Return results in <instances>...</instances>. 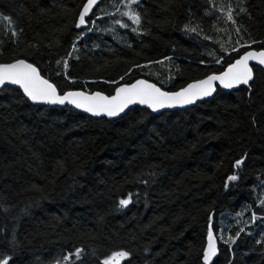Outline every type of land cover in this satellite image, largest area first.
I'll use <instances>...</instances> for the list:
<instances>
[{
    "label": "trees",
    "instance_id": "1",
    "mask_svg": "<svg viewBox=\"0 0 264 264\" xmlns=\"http://www.w3.org/2000/svg\"><path fill=\"white\" fill-rule=\"evenodd\" d=\"M85 1L0 0V64L24 59L60 93L110 95L139 78L177 91L224 70L249 49L240 47L246 41L264 42V0H244L245 13L240 0H140L132 6L139 26L117 12V5L128 11L120 0H101L79 30ZM229 5L235 25L225 15ZM63 58L67 70L56 63ZM253 71L251 93L247 86L217 90L184 110L133 107L117 120L35 106L3 88L0 259L101 264L124 250L131 255L121 264H204L211 225L217 251L209 264H264V72ZM129 195L132 203L120 209ZM230 236L235 242L226 243ZM76 248L84 249L80 260L63 261Z\"/></svg>",
    "mask_w": 264,
    "mask_h": 264
},
{
    "label": "snow or ice",
    "instance_id": "2",
    "mask_svg": "<svg viewBox=\"0 0 264 264\" xmlns=\"http://www.w3.org/2000/svg\"><path fill=\"white\" fill-rule=\"evenodd\" d=\"M100 2V0H87L84 3L83 8L79 12L78 22L75 27L80 28L82 25H85V18L92 12L93 8ZM120 3L124 5L128 11L120 12L119 5H117V12L121 16H127L134 25H141L142 17L140 14L133 8V5H139L140 0H120ZM244 0H240L239 13H245L247 9L243 7ZM234 9L231 5L228 6L227 12L225 13L227 20L231 21L233 25L236 24L234 19ZM239 13H236L237 15ZM3 20L8 21L11 25L12 21L7 16L2 17ZM117 24L122 28L129 27L128 24L122 23L117 20ZM197 26H191V24L185 25V30L188 32H197ZM137 28H132V31H137ZM246 31V29H245ZM235 32L238 35V39L235 42L237 45H240V40L243 39L242 36H239L241 32V26L235 27ZM11 35L16 37L18 33L12 31ZM81 36L83 33L80 34ZM80 37L78 36L77 39ZM207 38V37H205ZM264 43L255 40L246 41L240 47L250 48L252 44ZM32 48H36V45H30ZM221 49L227 52V49L224 47V44L221 43ZM76 43L73 42L72 51L68 53V57H72L73 53L76 51ZM239 49L235 46L232 47V51L236 52ZM222 59V58H221ZM249 61H255L257 64L264 66V48L259 51L249 50L243 53L235 63L230 64L226 71L220 75H209L206 79L200 80L194 84H189L186 88L182 89L179 92L167 93L161 91L160 88L156 87L155 84L148 83L145 80H137L135 83L130 85H123L116 88V94L114 96L108 97L101 95L100 93H95L91 96L86 95L83 92H67L63 95L57 93V88L54 84L50 83L47 79L41 77L37 68L33 64L28 63L24 59H16L12 63L0 64V89H2L7 84L18 85L22 90L24 95L34 103H48V104H64L65 101L68 103L75 104L77 108H83L84 111L90 112L94 116L107 115L109 117L117 116L119 113L123 112L129 105L140 103L146 104L153 111H156L160 108L173 107L176 104H189L196 99L203 97L211 96L215 91L213 87L214 81H219L220 84L227 89L235 88L239 85L248 86V91L251 93L252 87L250 82L254 80L253 68L249 66ZM217 63H220V59H217ZM58 65L62 64L63 68L67 70L69 68V61L67 58H63L56 62ZM157 63H163V61H157ZM136 67H141L137 65ZM143 67H147L144 65ZM132 70L129 69V73ZM128 73H125V76ZM125 77L121 76L120 80H123ZM112 83H118L113 81ZM244 163V158H241L235 162L234 167L239 168ZM151 176H155L156 173H150ZM238 179L237 175H231L228 177V181H235ZM148 183V181H144ZM227 183L225 187H227ZM130 203H132L131 195L127 198H122L118 202V207L120 209L126 208ZM264 204V201H261ZM256 217L253 215V220ZM244 229L241 228L240 232H243ZM240 232L236 233V236L239 237ZM235 242V238L229 237L227 242ZM216 244L213 236V231L211 225L208 230V244L204 249L203 260L204 264H209V261L213 256L216 255ZM84 253L83 248H76L73 253H69L63 256V261L70 262L73 257L76 260H80L81 256ZM128 251L120 250L111 253L108 257L101 261V264H121V261L127 260L130 257ZM0 264H9V258L5 257L0 259ZM59 264V262H58Z\"/></svg>",
    "mask_w": 264,
    "mask_h": 264
},
{
    "label": "water",
    "instance_id": "3",
    "mask_svg": "<svg viewBox=\"0 0 264 264\" xmlns=\"http://www.w3.org/2000/svg\"><path fill=\"white\" fill-rule=\"evenodd\" d=\"M100 1H101V0H100ZM86 2H87V0L85 1V3H86ZM99 3H100V2H99ZM99 3H98V4H99ZM98 4H97V5H98ZM83 5H84V4H83ZM97 5H96V6H97ZM96 6H95V7H96ZM95 7H94V8H95ZM82 8H83V6H82ZM82 8H81V9H82ZM94 8H93V9H94ZM92 11H93V10H92ZM91 13H92V12H90L89 15L85 18V21H86L85 25H82L80 28H77V27H76L77 29H79V30H83V29H86V28H87V25H88V24H87V19L90 17ZM78 17H79V15H78ZM77 22H78V18H77ZM249 50H256V51H259V50H261V49L257 50V49H254V48H249V49L245 50L244 52L249 51ZM244 52H243V53H244ZM243 53H241V54L239 55V57H237V58H236L233 62H231L230 64L235 63V61H236L237 59H239L240 56L243 55ZM12 62H14V61H12ZM12 62H9V63H12ZM28 63H29V62H28ZM1 64H7V63H1ZM230 64H229V65H230ZM229 65H227V66L224 68V70H222L221 72H218V73H211V74H209V75H220L221 73H223L224 71L227 70V68L229 67ZM33 66H34V65H33ZM249 66L252 67V68H254V67L260 68V69L264 72V66H261V65L257 64L255 61H249ZM34 67H35V66H34ZM36 68H37V67H36ZM37 71L39 72L38 68H37ZM39 74H40V72H39ZM40 75H41V74H40ZM209 75H207V76H209ZM253 75H254V71H253ZM207 76H205V77H203V78H201V79H198V80L192 81V82L188 83L187 85H185L184 87L180 88V89L177 90V91H165V90L161 89V88H160L158 85H156L155 83H153V82H151V81H149V80H147V79H144V78H139V79H136V80L132 81L131 83H121V84L117 85V86L115 87V89L113 90L112 94H110V95H107V94H105V93H103V92H100V91H93V92H90V93H89V92H87V91H85V90H82V89L68 90V91H65L64 93H60V92L58 91V89H57V93H58L59 95H63V94H65V93H67V92H83V93H85V94L88 95V96H91V95H93V94H95V93H100L101 95L111 97V96H114V95L116 94V88H117V87H120V86H123V85H130V84H133V83H135L137 80H145V81H147L148 83L155 84L156 87L160 88L161 91H163V92H167V93H175V92H179V91H181L182 89L186 88L189 84H194V83H196V82H198V81H200V80H204V79H206ZM41 77H43V76L41 75ZM43 78L46 79L45 77H43ZM48 81H49V80H48ZM49 82H50V81H49ZM252 82H253V81H251L250 84H251ZM50 83H52V82H50ZM52 84H53V83H52ZM240 86H245V85H239V86H237V87H235V88L227 89V88H224V87L220 84L219 81H214V82H213V87L215 88V91L212 93V95H211V96H207V97H203V98H200V99H196V100H194L192 103H189V104H176V105H174L173 107L160 108V109H158V110H156V111H153V110H152L151 108H149L146 104L135 103V104H131V105H129V106H128L123 112L119 113L117 116H112V117H109V116H107V115H103V114L100 115V116H94V115H92L90 112L84 111L83 108H77V107L75 106V104L68 103L67 101H65L64 104H58V103H57V104H48V103H43V102H40V103H34L33 101L29 100V99L24 95L23 90H22L18 85L7 84V85H5L3 88H5V87H13V88H15V89H18V90L22 93V95L24 96V98H25L27 101H29L32 105H35V106H49V107H65V106H67V107H70V108H72V109H74V110H76V111H78V112H80V113H83V114H85V115H87V116H89V117L95 118V119L105 118V119H108V120H117V119H119L120 117H122L123 115H125V114H126L131 108H133V107H139V108L146 109V110L150 111V112L153 113V114H159V113L164 112V111L184 110V109H187V108H190V107L196 105V104L199 103V102L206 101V100H209V99L213 98V97L215 96V94L217 93V90H221V91H224V92H232V91L237 90ZM247 87H248V86H247ZM3 88H2V89H3ZM2 89H0V91H1Z\"/></svg>",
    "mask_w": 264,
    "mask_h": 264
}]
</instances>
